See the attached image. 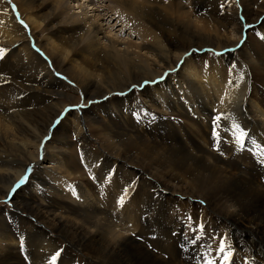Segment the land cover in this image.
<instances>
[{"label":"bare ground","instance_id":"bare-ground-1","mask_svg":"<svg viewBox=\"0 0 264 264\" xmlns=\"http://www.w3.org/2000/svg\"><path fill=\"white\" fill-rule=\"evenodd\" d=\"M235 2L12 0L13 12L7 0H0V49L5 51L0 58V194L23 169L39 168L38 179L31 176L22 185L29 202L15 204L27 216L11 222L14 230L0 223V264H47L58 250L57 264H80L78 257L89 264H204L202 255H215L222 237L233 251L230 264H264V171L253 155L260 149L246 141L250 151L237 152L221 128L227 142L217 151L212 137V117L231 114L264 147V25L261 34L247 40V66L228 62L227 53L211 55L210 64L186 55L195 44L219 53L236 43ZM104 15L110 18L103 24ZM114 20L119 25L109 24ZM168 34L179 39L174 43ZM26 36L37 38L38 45L21 43ZM40 73L61 89H79L95 99L140 82L156 83L145 86L139 99L122 97L133 104L109 98L95 107L118 127L100 118L96 122L86 111L70 112L55 137L41 133L39 120L27 118L33 106L48 111V102L61 109L65 104L54 94L46 103L25 95ZM242 73L244 79L238 80ZM88 131L96 148L87 144ZM70 133L85 145L82 169L92 179L80 178L78 159L64 153ZM46 136L53 140L41 147ZM133 180L119 206L123 188ZM187 217L203 225L204 236L196 244L190 242L194 233L183 226ZM21 237L23 249L17 246Z\"/></svg>","mask_w":264,"mask_h":264},{"label":"rangeland","instance_id":"rangeland-1","mask_svg":"<svg viewBox=\"0 0 264 264\" xmlns=\"http://www.w3.org/2000/svg\"><path fill=\"white\" fill-rule=\"evenodd\" d=\"M235 4H237V5L235 6L236 9L234 10V14H236V16H235L237 18L236 25L238 27L237 28V32H235V34H236V36L238 38L236 39V43L235 44L232 43L231 46L221 49V51H219V53H220V55L221 54L223 55V54H226V53L229 54V57H226V60L228 62H230V61L232 62V60H236L237 62L241 61L242 64L247 66L246 59L244 58V50L248 46V41L247 40H249L251 37H254V36H257V35L261 34L259 28L264 25V10H263L264 9L263 8L264 7V0H244V1L243 0H236ZM99 8L104 10V13L106 12V7L104 6V4H102V2H101V4H99ZM223 9L224 10H229V8L227 6H224ZM229 12H231V10ZM107 15H104V19H103L104 21L102 22L103 24L105 22H108V19L110 18V17L108 18ZM229 22L230 21L228 20V23ZM48 23H49V20L47 19L46 24H48ZM118 23H117L116 20H114L113 23H109V24L110 25L113 24L115 26ZM116 29H118V27H116ZM230 29L231 28L228 26L227 30H230ZM45 32L46 31H44L43 33L42 32L41 33L38 32L37 33V38H41L42 35ZM124 34H126V35H124V37L127 36V33H124ZM168 35H169V38L172 39V41H174V43H176L178 37L175 36L176 38H173L171 36L172 34H168ZM37 38L34 40L35 41L34 42L33 40H30V38L28 36H26V38H24V39L22 38V41H24V42H21V43H25L26 42V43L30 44V46L31 45L33 46L35 44L38 45V39ZM241 41H243V43H241ZM246 41H247L246 45L242 46ZM227 45H230V44H227ZM237 45H240V46L237 47ZM199 46L200 45H198V44L193 45L190 48V50H189V52L187 54H193V55L199 56L200 61H202V59L204 60V62H206L208 60L206 62V64L207 63L210 64L211 55L212 56L213 55L214 56H219V55H215V53H218V52L215 51L214 48H212V47L210 48V47H207V46H203V47H199ZM11 48L15 49L16 47L15 48L11 47ZM193 49H196L197 51L194 52ZM179 63L177 62L176 64L172 65V69L171 70H173V69L176 70L179 67ZM50 70L53 73L55 72V68L53 66H50ZM165 73L168 74V71L162 72L161 77L165 78L166 77ZM63 75H62L63 77H68V75L65 72L63 73ZM45 79H46V81H45ZM57 80L63 82L64 79L60 78V79H57ZM44 82H46V84ZM47 82L49 84H47ZM57 83H58L57 81H55V80L52 81L51 78L49 79L48 76L45 75V73H43V74L40 73L33 79V82L31 84L32 87H27V90L25 92V95L26 96L28 95L29 98L33 99V97H34L37 100H40V101L43 100L42 101L43 103L47 102L46 97L51 96V94H54L53 96L56 97V99L58 101H60V99H62V101L65 103L63 105L62 109L59 108V107H56L57 105L48 102V103L45 104V106H50L48 111H46L44 109V107L33 106V109H31L30 112H28L29 113V117L27 116L28 119H30V117H34V118H36V120H39V122L37 123V127L40 129L42 134L45 133V132L47 134V132H48L50 135H53L55 137H57V136L60 137L59 130H60V132L63 130V128H60V127L65 124V122H64L65 121L64 115L66 114L64 112L65 108H71L72 109L71 111H69L67 113L73 112V113H77L78 115H80L81 112L86 111V112H88L91 115L92 118H94V120L96 119L95 120L96 122L103 120V121H106V123H109L112 126L118 127L116 125V122H113L112 118L111 119L108 118L109 119V121H108L107 117H104L102 111H100L98 109H95V107L97 105L102 104L103 102L107 101L109 98L110 99H114V100L117 99V100L125 101L129 97L130 100H133L132 99L133 95H135V96L137 95V98L140 97L138 95L139 92H141V90H143V88L145 86L146 87L149 86V83L148 84H144V82H140V83H137L135 85L137 87H133L134 86V84H133V85H130L128 88H126L123 91L116 90V91L108 94V96L106 95V96H103V97L95 99V98H91V97L88 98L79 89L77 90L78 92L76 90L73 91L74 89L73 90L67 89V88H62L61 89V87H59V83L58 84ZM58 89H60V90H58ZM52 91H56V93H53ZM61 91H63L62 94H61ZM131 95H132V97H131ZM82 96L84 97L83 100H82ZM123 96H126L127 98L126 97L122 98ZM89 100L94 101V103L88 104ZM127 101L129 102V100H127ZM133 102L134 101H130L129 103L133 104ZM82 103L84 105H86V107L77 110L75 108V106L80 105ZM28 107H31V106H28ZM37 109L40 110L41 112H38ZM48 112H50V113H48ZM46 116H48L49 118L47 119ZM57 120H59L60 123L56 124V126L53 128V124H55V122ZM171 120H173V119H171ZM30 121L33 123V120H30ZM132 124L133 123L131 122V125ZM86 126H88V125H86ZM127 129H129V127ZM119 131H121V130H119ZM118 134H120V133H118ZM92 138H94V139H92ZM67 139H68L69 145L67 143L65 145H63L65 147V149H66L65 152H64L66 154V157L69 154L71 156V158H73L74 160L78 159L79 166H81V167H79L80 174L81 173L84 174V175L81 174L80 178H84V177L85 178L86 177L89 178L90 177L89 179H92L91 174L87 170H83L82 169L83 167L84 168L86 167L83 164V162L81 161V157H82L81 151L83 150L85 145H83L82 141L77 140V137L73 133H70V135L68 136ZM86 139H88L89 140L88 142H90V143H87L90 148H93V147L96 148L97 147V143L95 141V137L93 136V134L91 132L88 131L86 133ZM52 140H53V138H50V136H49V139H47V140L44 139L40 145L43 144V146L45 147L47 145V143H49V141H52ZM213 147H214V145H213ZM30 168L32 169V171L27 173L28 177L30 178L32 176V180L35 182L36 179H38V177L36 176V173H35L36 170L39 169L38 165H35L34 168H32V167H30ZM28 169L29 168L23 169V171H22V173L20 175L15 176L11 180L10 185L7 188V190H2L4 192L0 194V223L7 224L9 226V229H11V230H14V227L11 225V222L18 221L19 218H22V217L25 218L27 216V212L24 211L25 209L22 208V207H20V209H17L15 204L16 203L24 204L23 202H29V195H27V193L29 194V191L27 189L25 190L24 188H22V185H20L19 188H17L16 192L13 193L11 196H9V193L11 192L12 188L17 184V182L21 179V177L25 175V173L27 172ZM262 169L264 171V164L262 165ZM75 175H78V173H76V172L74 173L73 181H76L75 179L78 178V177L76 178ZM138 190L139 189H137V191ZM160 192L163 195H167V193H168L167 191H165V192L160 191ZM178 197H180V196H178ZM181 200H184V197H181ZM188 218L189 217L185 218V220H183L184 222H182V223H183L184 228L187 229L188 233H190V232H193L191 230V227H190V225L193 224V218L191 217L192 218L191 221H189ZM185 222H186V224H185ZM158 225L161 226V224L159 222H158ZM172 234L175 235V233H172ZM16 240L18 242V245H17L18 248H21L20 241L18 239H16ZM149 247H150L149 249H152V251H155V247L154 246L151 247V245H150ZM20 251H21V249H20ZM67 252L72 253L71 251H67ZM72 254L74 255L75 253H72ZM19 255L21 256L22 260L24 259L25 261H27V258H24V256L21 255V254H19ZM78 261L80 262V264H89V263L85 262V260L83 261L80 257H78Z\"/></svg>","mask_w":264,"mask_h":264},{"label":"snow or ice","instance_id":"snow-or-ice-1","mask_svg":"<svg viewBox=\"0 0 264 264\" xmlns=\"http://www.w3.org/2000/svg\"><path fill=\"white\" fill-rule=\"evenodd\" d=\"M7 3L12 5V11L16 12V6L14 4H12V0H7ZM165 3H167V0H165ZM223 7V6H222ZM123 18V17H121ZM17 19L19 20V15L17 14ZM21 23H23L22 20H20ZM26 27V25H25ZM241 43H243V41H241ZM240 45H237V47H239ZM193 51H197L196 49H193ZM210 51V50H209ZM5 55V51L0 49V58H3V56ZM188 55V54H186ZM215 55H220V53H215ZM183 63V62H181ZM233 68L236 67V65L234 64L232 66ZM59 75V74H58ZM168 74L165 73V76H167ZM161 79H164V77H161ZM244 79V74L242 73L239 77L238 80H243ZM148 83H156V81H145L144 84H148ZM229 83H231V81H229ZM238 86V84H237ZM133 87H137V86H133ZM84 99V97L82 96V100ZM223 99L221 100V103H223ZM94 103V101L89 100L88 104ZM86 107V105H84L83 103L80 105L75 106V108L77 110ZM71 108H65L64 112L67 113L69 111H71ZM138 115V113H134V116ZM229 119L231 122L225 125H222V121H224L225 119ZM60 121L57 120L55 122V124H53V128L56 126V124H59ZM221 128H223V131L227 133L228 136L231 137V142L235 145V150L237 152H241V151H245V150H249L246 148V141H249L252 145H255L257 148L260 149L259 153H253V155H258L260 163L264 164V147H261L260 144L257 143V140L250 134V132L244 127L242 126L238 120H236L234 117L231 116V114H225V113H221L218 115H215L212 117V137L213 140L215 141L214 144V148L217 151H220L219 145L221 142H227L225 140V137L221 134ZM49 139V137H45V140ZM41 147H43V144L41 145ZM221 155H224V153L221 151L220 152ZM81 161L83 162V156L81 157ZM32 169L29 168L27 170V172L25 173L24 176L21 177V179L17 182V184L12 188L11 192L9 193V196H11L13 193L16 192L17 188H19L20 185H23L28 179V172H31ZM111 178V177H109ZM135 184V181L133 180L131 184H129L127 187L123 188V195H121L117 201V204L119 206H123L125 203V199L129 193L130 188L132 187V185ZM75 194V193H73ZM201 203H203V201H201ZM189 221H191V217L188 218ZM191 230L193 231L194 235L191 239V243L192 244H196L198 241H200L203 236H204V228L202 224H191L190 225ZM20 246L21 249H23L24 247V239L23 237L20 238ZM208 248L210 249L211 246L209 245ZM61 256V251L58 250L56 251V253L54 255H52L50 257V259L47 261V264H57V260L58 257ZM204 261V264H230V262H232V258H233V251L231 250V246L227 243L226 238H221L219 240L218 243V247L215 250V255H213L211 252L208 253L207 256H203L201 257Z\"/></svg>","mask_w":264,"mask_h":264}]
</instances>
